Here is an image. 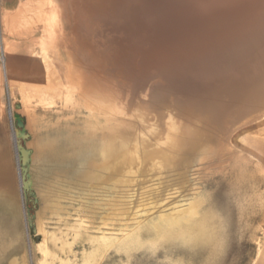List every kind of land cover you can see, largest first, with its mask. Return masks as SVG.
Instances as JSON below:
<instances>
[{
  "label": "bare ground",
  "instance_id": "obj_1",
  "mask_svg": "<svg viewBox=\"0 0 264 264\" xmlns=\"http://www.w3.org/2000/svg\"><path fill=\"white\" fill-rule=\"evenodd\" d=\"M72 5L69 35L63 11L50 2L43 44L54 52L56 70L46 76L58 75L60 84L53 83L63 91L60 101L64 94L79 107L78 119L73 111L55 120L66 121L71 136L89 145L82 170L89 188L134 185L139 191L161 175L159 191L195 192L181 205L156 211L155 218H134L129 240L116 251L140 243L143 229L154 235L152 241L219 246L213 216L198 212L206 198L192 189L188 173L193 158L205 173L223 166L235 153L233 141H250L251 135L264 141V0H78ZM46 86V97H56L58 90ZM253 144L248 153L264 165V154H255ZM42 198L44 205L53 203V196ZM108 239L104 250L114 246Z\"/></svg>",
  "mask_w": 264,
  "mask_h": 264
},
{
  "label": "rangeland",
  "instance_id": "obj_2",
  "mask_svg": "<svg viewBox=\"0 0 264 264\" xmlns=\"http://www.w3.org/2000/svg\"><path fill=\"white\" fill-rule=\"evenodd\" d=\"M77 1L0 0V37L4 46L10 45L13 40L22 36V33L29 34L31 29L39 28L36 36L39 37V50L43 58L47 82L50 80L48 77L56 70L52 64L53 49L47 43L43 44L44 21L49 16L50 2L63 11L62 19L64 17L66 20L69 19L63 20L65 33L70 35L73 28L72 4ZM15 9L17 12H8ZM50 51L53 53L52 56ZM1 53L0 50V60L5 65L6 60L12 56L8 48L4 50L3 56ZM62 56L67 62L65 55ZM44 59L48 60L44 61ZM47 71H50V74ZM55 77L57 79L58 75ZM55 77L51 76V79ZM53 90L54 92L58 90L55 93L60 95L51 99L48 94V98L46 97L44 91L43 96L45 95L46 98L43 97V100L45 99L43 108L56 110V116L57 114L66 116L75 112L74 115L77 117L79 107L73 108L72 98L69 100V97L63 94L60 101L62 89ZM47 99L50 101L48 102ZM54 101L56 103H53ZM45 103L48 105L46 106ZM6 110L10 132L13 135L12 145L16 152L18 139L14 115L21 118L22 116L19 114L20 108L17 107L16 102L8 105ZM81 118L82 116L78 124H82ZM71 124L73 125L74 122ZM66 126H68L66 121L61 124H57L56 121L55 123L44 121L43 139L29 141L24 124L25 133L28 135L25 147L31 151L29 168L31 190L35 194L31 200H36L37 204L33 210V204L26 199L20 181L22 209L21 224L17 231L21 234L22 241L0 243V255L5 253V248L8 246L10 247L8 253L16 254L14 257L1 256L0 264H10L13 259L19 263L23 261L24 264H85L82 263L84 259L86 264H264V169H262L264 165H258L256 158L247 151L249 145L256 143L253 152L258 156L264 154V141H253L254 135H248L250 141H233L235 153L232 159L226 162L228 164H224L227 167L224 165L217 167L218 169L215 168L216 166H213L214 169L209 167L205 170L208 171V175L201 170L203 167H200L196 158L191 160L192 168L188 173V182L192 185V189H198V195L206 198L198 212L213 216L211 221L219 238V246L213 247L209 244L190 248L178 242L161 239L152 241L155 239L154 235L143 229L138 234L142 237L140 243L132 245L128 252H124L116 250L129 240L126 234H130L134 229V218L137 220L155 218L156 211L160 212V209L167 211L176 205H181L193 197L195 192L191 190L182 194V190L176 187H168L165 193L161 192L159 191L163 178L161 175L153 177L150 183L145 184L146 186L138 188L139 191L136 187H132L134 185L122 190H117L111 185L105 188H89L82 170L89 156L90 147L87 142L78 141L71 136ZM260 140H264V137ZM51 144L52 146H49ZM16 157L18 164L17 152ZM18 171H20L19 165ZM126 189L127 191L124 192ZM139 193L141 194L138 195ZM43 196H53L49 198V202L53 203L44 205ZM173 197L174 201L176 199L175 202ZM157 199L161 202L157 203ZM135 206L139 207L135 210L133 209ZM136 211L138 213L134 215L135 217L131 215L127 220V215ZM109 214L110 218L104 221L105 216ZM2 228L3 231L6 230L5 227ZM107 239L111 240L115 247L104 250L102 246ZM12 246H15L14 251H10Z\"/></svg>",
  "mask_w": 264,
  "mask_h": 264
},
{
  "label": "crops",
  "instance_id": "obj_3",
  "mask_svg": "<svg viewBox=\"0 0 264 264\" xmlns=\"http://www.w3.org/2000/svg\"><path fill=\"white\" fill-rule=\"evenodd\" d=\"M15 11L16 9L8 10L10 13ZM38 29H31L29 34L22 33V36L6 46L0 37L2 56L6 48L12 56L6 60L5 65L0 60V243H20L22 241L21 234L17 231L21 224L22 209L20 177L6 109L11 103H17V107L20 108L19 114L24 119L29 141L43 139L44 121H51V123L56 121L55 112L57 111L43 108V102H45L43 93L47 87L46 84L50 83L55 89L60 81L56 82L54 78L49 80L52 82L46 83L43 58L39 50V37L36 36ZM53 82H56V85ZM2 227L6 230L3 231ZM9 249V246L5 248V253L0 257L10 255L14 257L16 254L8 253ZM14 250L15 246H12L10 251Z\"/></svg>",
  "mask_w": 264,
  "mask_h": 264
},
{
  "label": "water",
  "instance_id": "obj_4",
  "mask_svg": "<svg viewBox=\"0 0 264 264\" xmlns=\"http://www.w3.org/2000/svg\"><path fill=\"white\" fill-rule=\"evenodd\" d=\"M14 124L17 131L16 138L18 139L16 144V152L18 155V165L20 168L21 187L28 202L33 204L34 210L36 208L35 205L37 204V201L31 200L35 197V194L31 190V181L29 175L31 151L25 147V143L28 140V135L25 133L23 119L20 116L14 115Z\"/></svg>",
  "mask_w": 264,
  "mask_h": 264
},
{
  "label": "built area",
  "instance_id": "obj_5",
  "mask_svg": "<svg viewBox=\"0 0 264 264\" xmlns=\"http://www.w3.org/2000/svg\"><path fill=\"white\" fill-rule=\"evenodd\" d=\"M10 118H11V116H10Z\"/></svg>",
  "mask_w": 264,
  "mask_h": 264
}]
</instances>
